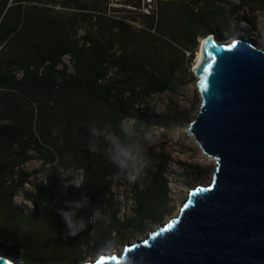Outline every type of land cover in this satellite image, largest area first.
I'll return each instance as SVG.
<instances>
[{
  "label": "trees",
  "instance_id": "1",
  "mask_svg": "<svg viewBox=\"0 0 264 264\" xmlns=\"http://www.w3.org/2000/svg\"><path fill=\"white\" fill-rule=\"evenodd\" d=\"M9 1L0 3V250L17 264H75L106 241L116 245L124 229L140 228L145 218H156L168 194L166 181L158 175L160 188L152 184L135 193L133 218L120 221L102 209L111 187L128 176L111 165L104 145L96 152L88 150L89 125L107 121L115 131L128 117L138 130H148L149 96L171 87L153 81L145 67L157 57L153 38L134 31L123 19L107 16L109 0H11L6 6ZM251 1L264 10V0ZM125 3L140 6L139 0ZM56 4L63 12L54 9ZM243 5V0L230 9L210 0H158L161 15L176 13L179 22L160 19L156 32L192 54L197 39L208 32L219 41L228 35L225 27L237 19L252 27V21L237 16ZM160 11L146 15L150 25ZM65 56L72 72L62 62ZM108 66L121 72L117 85L102 82ZM135 103L140 110H133ZM144 151L161 174L166 158ZM33 153L41 157L45 173L39 184L23 169ZM69 171L72 176L64 177ZM77 171L82 172L81 188L63 189L61 177L72 179ZM29 184L31 189L25 190ZM18 192L31 208L14 202ZM82 194L89 208L77 215L85 218V229L67 237L59 210H67L66 203ZM96 208L108 222H88Z\"/></svg>",
  "mask_w": 264,
  "mask_h": 264
},
{
  "label": "water",
  "instance_id": "2",
  "mask_svg": "<svg viewBox=\"0 0 264 264\" xmlns=\"http://www.w3.org/2000/svg\"><path fill=\"white\" fill-rule=\"evenodd\" d=\"M202 39L188 131L215 160L211 180L143 240L93 264H264V49ZM0 264L14 263L0 256Z\"/></svg>",
  "mask_w": 264,
  "mask_h": 264
},
{
  "label": "rangeland",
  "instance_id": "3",
  "mask_svg": "<svg viewBox=\"0 0 264 264\" xmlns=\"http://www.w3.org/2000/svg\"><path fill=\"white\" fill-rule=\"evenodd\" d=\"M45 1L47 3L58 2V0ZM125 1L122 0L117 6L107 7L106 15L123 19L132 26L134 31L142 30L144 32L143 36L153 38L152 45L156 48L157 57L152 64L145 67L153 81L167 83L171 87V89H167L158 95L152 94L149 96L148 104L151 120L147 128L154 132V138L151 143L144 146V150L162 155V158H166V162L161 174H158L157 163L154 162L139 176L135 178L128 177L126 182L118 185L114 184L101 207L109 213L117 215L120 221L133 218L137 206L135 193L145 190L147 186L152 184L155 188H160L162 180L158 179V175H161L163 180L166 181L168 194L167 200L156 218H145L140 228L128 227L124 229L121 233V241L114 246L111 252L102 251L104 247L96 246L94 252L87 256L91 261H94L100 254H120L125 246L143 240L151 230L159 227L172 216L177 215L180 206L187 198L189 190L200 183H208L211 180L215 166V160L213 161L201 152L188 131V125L195 118L199 105V97L195 86L196 77L193 70L197 64L196 60L201 44L199 42L205 35L197 39L198 47L195 52L190 54L156 32V25L159 24L160 19L165 24L171 21L172 17L174 23L179 22L176 13L168 18V16H163V13L161 15L158 7L157 12L160 11L158 19L156 21H154L155 19L151 20L153 23L150 25V19L146 18L144 13L138 11L137 7L136 10H131L127 6H132L126 4ZM210 1L226 9L241 5V0ZM10 2L11 0L6 6H10L12 4ZM243 2L244 5L237 12V16L252 21L253 26L251 27L246 21L237 19L230 26L225 27L228 30V35L218 42L229 44L233 40H246L255 47L264 49V10L257 8V5L251 0H243ZM54 9L63 12V8L59 4H56ZM209 33L211 32L207 34ZM79 34H82V31ZM164 41L170 42L167 44ZM62 62L68 66L69 72H72L71 63L67 56L62 58ZM102 75V82L111 81L117 85L118 81L121 80V72L114 66H108L102 72ZM140 106L139 103H135L133 110H140ZM41 163V157L33 153L32 159L23 166V169L30 173L29 180L33 184L42 183L44 180L45 173ZM81 175L82 172L77 171L75 178L81 179ZM24 189L30 190V184L25 185ZM13 200L19 206L31 208V204L24 198L22 192H18ZM3 253L0 250V256L6 257Z\"/></svg>",
  "mask_w": 264,
  "mask_h": 264
},
{
  "label": "clouds",
  "instance_id": "4",
  "mask_svg": "<svg viewBox=\"0 0 264 264\" xmlns=\"http://www.w3.org/2000/svg\"><path fill=\"white\" fill-rule=\"evenodd\" d=\"M88 134V150L96 152L101 145H104L107 158L118 173L125 174L129 178H135L151 166V159L144 151V146L153 141L154 132L152 130H138L133 119L128 117L121 119L117 123L115 131L113 125L107 121L97 122L89 125ZM68 176H72L70 171L64 173V177ZM64 177H61L63 189L66 190L70 186L77 189L81 188L82 179L73 177L66 180ZM65 207L67 210H59V215L66 226L67 237H75L85 229V218L78 216L77 212L89 208L88 198L82 194L79 200L69 201ZM100 220H104L105 223L108 222L99 208L93 209L88 222ZM114 246V241H106L102 251L111 252ZM78 264H93V262L89 258L83 257L78 261Z\"/></svg>",
  "mask_w": 264,
  "mask_h": 264
},
{
  "label": "built area",
  "instance_id": "5",
  "mask_svg": "<svg viewBox=\"0 0 264 264\" xmlns=\"http://www.w3.org/2000/svg\"><path fill=\"white\" fill-rule=\"evenodd\" d=\"M122 0H109L108 1V7L111 6H117L118 4L121 3ZM124 1V0H123ZM140 2V7L137 8L138 11L144 13L145 15H152L156 14L157 9H158V0H139ZM131 10H136L134 7H130ZM18 76L20 73L17 74Z\"/></svg>",
  "mask_w": 264,
  "mask_h": 264
},
{
  "label": "bare ground",
  "instance_id": "6",
  "mask_svg": "<svg viewBox=\"0 0 264 264\" xmlns=\"http://www.w3.org/2000/svg\"><path fill=\"white\" fill-rule=\"evenodd\" d=\"M202 41H203V39L200 40L199 43H202ZM202 58H203V56H202V54H201V52H200V50H199V53H198V55H197V60H196V62H197L196 66L201 62ZM196 66H195V68H196ZM192 138H193V137H192ZM193 139H194V138H193ZM213 161H214V159H213ZM175 216H176V215H175ZM175 216H172V217H175ZM153 230H154V229H153ZM153 230H151V231H153Z\"/></svg>",
  "mask_w": 264,
  "mask_h": 264
},
{
  "label": "snow or ice",
  "instance_id": "7",
  "mask_svg": "<svg viewBox=\"0 0 264 264\" xmlns=\"http://www.w3.org/2000/svg\"><path fill=\"white\" fill-rule=\"evenodd\" d=\"M171 227V225H169ZM97 264H106V261L102 258L101 260L97 261Z\"/></svg>",
  "mask_w": 264,
  "mask_h": 264
}]
</instances>
